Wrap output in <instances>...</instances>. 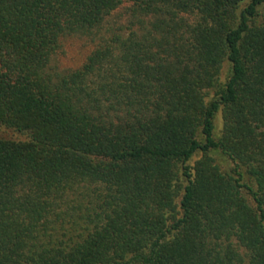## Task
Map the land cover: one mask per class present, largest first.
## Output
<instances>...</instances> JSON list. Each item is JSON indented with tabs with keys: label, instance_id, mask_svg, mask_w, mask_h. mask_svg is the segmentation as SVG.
Here are the masks:
<instances>
[{
	"label": "trees",
	"instance_id": "1",
	"mask_svg": "<svg viewBox=\"0 0 264 264\" xmlns=\"http://www.w3.org/2000/svg\"><path fill=\"white\" fill-rule=\"evenodd\" d=\"M0 264H264V0H0Z\"/></svg>",
	"mask_w": 264,
	"mask_h": 264
},
{
	"label": "rangeland",
	"instance_id": "2",
	"mask_svg": "<svg viewBox=\"0 0 264 264\" xmlns=\"http://www.w3.org/2000/svg\"><path fill=\"white\" fill-rule=\"evenodd\" d=\"M92 43L83 38H70L65 41L64 51L59 57V67L61 69H76L83 62L85 57L89 54ZM228 66L225 68L223 80L228 76ZM223 129V117L220 113L217 117V135L220 136ZM200 156L196 157L194 163ZM225 168H229L230 164H224Z\"/></svg>",
	"mask_w": 264,
	"mask_h": 264
}]
</instances>
